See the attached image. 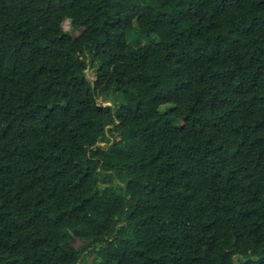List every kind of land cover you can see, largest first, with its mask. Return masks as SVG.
I'll use <instances>...</instances> for the list:
<instances>
[{"label": "trees", "instance_id": "obj_1", "mask_svg": "<svg viewBox=\"0 0 264 264\" xmlns=\"http://www.w3.org/2000/svg\"><path fill=\"white\" fill-rule=\"evenodd\" d=\"M89 255L264 264V0H0V264Z\"/></svg>", "mask_w": 264, "mask_h": 264}, {"label": "rangeland", "instance_id": "obj_2", "mask_svg": "<svg viewBox=\"0 0 264 264\" xmlns=\"http://www.w3.org/2000/svg\"><path fill=\"white\" fill-rule=\"evenodd\" d=\"M63 26V30L66 31V32H70L74 38H77L79 36H81L82 32H83V29H75L72 25V21L71 20H66L63 22L62 24ZM88 76H91L92 77V69H89L88 71ZM105 99L102 100V102L104 104H109V103H105ZM163 110H166L167 107H163L162 108ZM93 260H94V255H89L87 258H86V264H93Z\"/></svg>", "mask_w": 264, "mask_h": 264}]
</instances>
